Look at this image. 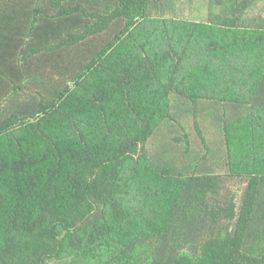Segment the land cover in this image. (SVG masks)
Masks as SVG:
<instances>
[{
    "label": "rangeland",
    "instance_id": "rangeland-1",
    "mask_svg": "<svg viewBox=\"0 0 264 264\" xmlns=\"http://www.w3.org/2000/svg\"><path fill=\"white\" fill-rule=\"evenodd\" d=\"M119 8L117 0H0V125H13L0 135V157L58 147L75 160L68 150L85 147L79 157L97 171L120 143L137 141L116 167V207L96 205L93 221L44 264H91L94 245L137 237V250L170 260L178 243L226 224L231 213L217 203L237 206L248 175L264 172V0H148L145 16L109 45L126 21ZM147 64L151 75L121 84ZM60 97L50 116L39 111ZM203 174L218 181L206 218L189 210L195 197L185 184Z\"/></svg>",
    "mask_w": 264,
    "mask_h": 264
},
{
    "label": "trees",
    "instance_id": "trees-1",
    "mask_svg": "<svg viewBox=\"0 0 264 264\" xmlns=\"http://www.w3.org/2000/svg\"><path fill=\"white\" fill-rule=\"evenodd\" d=\"M117 1L119 14L125 16L126 21L109 45L119 42L131 26L145 16L148 3V0ZM74 41L73 36L68 40ZM95 64L89 62L86 70H91ZM153 68L151 64L145 69L137 67L124 74L121 84L130 81L131 75H151ZM79 75H84V70ZM59 99L62 97L45 98L38 103L39 111L50 116L57 109ZM12 126L9 121L3 122L0 135ZM136 145V140L120 143L112 158L98 161L97 171L84 167L86 162L79 154L88 152L85 147L81 151L68 150L75 160L69 159L64 149L58 147L50 154L33 158L19 155L9 160L0 157V179L7 176V182L0 185V233L4 242L0 264H44L63 251L65 240L77 236L86 223L93 221L96 205L110 202L116 207V167ZM45 162L49 165L46 170H38ZM159 171L166 177L173 175L167 166ZM217 182L211 174L187 179L186 187H191L187 198L190 201L195 197V206L189 210L202 218L208 217L212 197L218 194ZM219 204L217 209L231 213V219L224 225H217L196 243L190 240L186 245L178 243L170 260L137 250V244L143 240L137 237L128 242L108 240L94 245L91 250L95 261L91 264H264V172L248 175L237 206L223 211L224 207ZM256 236L259 239L253 244Z\"/></svg>",
    "mask_w": 264,
    "mask_h": 264
}]
</instances>
